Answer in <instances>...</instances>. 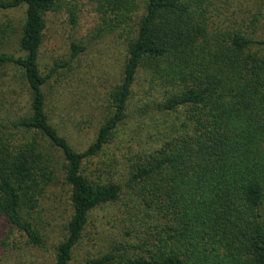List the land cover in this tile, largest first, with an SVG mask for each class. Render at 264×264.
I'll return each instance as SVG.
<instances>
[{
  "label": "trees",
  "instance_id": "obj_1",
  "mask_svg": "<svg viewBox=\"0 0 264 264\" xmlns=\"http://www.w3.org/2000/svg\"><path fill=\"white\" fill-rule=\"evenodd\" d=\"M64 1L0 0V12L22 10L0 24V79L24 97L0 118L6 240L46 251L34 208L62 186L68 217L52 264H72L97 212L112 207L122 214L117 238L82 264H264V0H86L125 49L80 150L61 133L54 85L86 46L72 40L67 60L40 64L46 16ZM130 117L131 138L143 139L121 172L92 169Z\"/></svg>",
  "mask_w": 264,
  "mask_h": 264
},
{
  "label": "rangeland",
  "instance_id": "obj_2",
  "mask_svg": "<svg viewBox=\"0 0 264 264\" xmlns=\"http://www.w3.org/2000/svg\"><path fill=\"white\" fill-rule=\"evenodd\" d=\"M242 1L252 6L254 0ZM73 5L74 11L77 12L76 23H70L68 19V9ZM21 12V9L0 12V24L14 23ZM46 20L47 27L40 50L42 69L48 68L55 61L67 60L70 56L68 47L72 40L86 46V50L71 61L69 69H58L60 75L54 85L57 113L63 117L61 133L66 135L77 149H84L94 138V129L104 108L106 94L118 79L124 57V40L118 31H110V22L99 26L100 15L95 6L86 0H65L59 11L47 14ZM13 90L15 89L8 86L7 80L0 79L2 119L9 115L14 116L19 110V102L24 100L23 95L16 97ZM129 119L119 138L112 140L104 151L92 160V169L100 162L99 167L109 170L112 163L117 174L121 172L126 158L137 147L134 140L143 139L141 135L137 139L131 138L136 120L132 117ZM124 133L126 134L122 136ZM106 174L103 176L106 177ZM66 191V187L59 186L38 196L32 221L41 233L48 237L46 251L14 244L12 237L6 240L9 227L0 219V264H52L54 242L62 223L68 217ZM121 216V211L113 207L105 212L98 211L89 224L86 236L74 251L72 264H82L83 258L94 255L117 238ZM17 233L13 230L14 235ZM16 239L18 241V238ZM3 241L9 245L3 244Z\"/></svg>",
  "mask_w": 264,
  "mask_h": 264
}]
</instances>
